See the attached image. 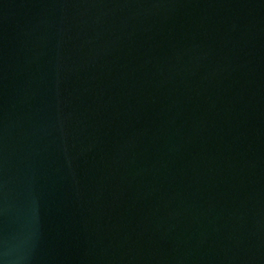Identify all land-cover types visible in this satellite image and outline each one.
Listing matches in <instances>:
<instances>
[{"label":"water","instance_id":"95a60500","mask_svg":"<svg viewBox=\"0 0 264 264\" xmlns=\"http://www.w3.org/2000/svg\"><path fill=\"white\" fill-rule=\"evenodd\" d=\"M0 264H264V0H0Z\"/></svg>","mask_w":264,"mask_h":264}]
</instances>
